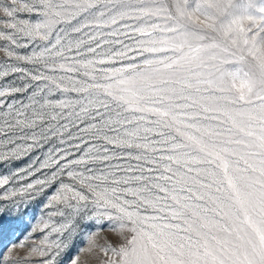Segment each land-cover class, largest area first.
I'll return each instance as SVG.
<instances>
[{
    "label": "snow or ice",
    "instance_id": "1",
    "mask_svg": "<svg viewBox=\"0 0 264 264\" xmlns=\"http://www.w3.org/2000/svg\"><path fill=\"white\" fill-rule=\"evenodd\" d=\"M37 210L0 264H264V0H0V238Z\"/></svg>",
    "mask_w": 264,
    "mask_h": 264
},
{
    "label": "rangeland",
    "instance_id": "2",
    "mask_svg": "<svg viewBox=\"0 0 264 264\" xmlns=\"http://www.w3.org/2000/svg\"><path fill=\"white\" fill-rule=\"evenodd\" d=\"M31 213L29 215V218L27 220V225L26 227L22 228L19 231H16L13 235H11L9 238H0V249L4 247L5 244L8 243H16L18 241H23L27 246L23 249H15L14 254L18 253L20 256H24L28 248L31 247L32 243L35 242L39 244V239L42 238L43 233L40 232V227L41 225V220L46 219L44 216L43 210H37L35 213V220L30 219ZM108 238L110 241H115L116 239V234L108 232V231H103L97 234L94 239L97 241L98 244H105L106 240L105 238ZM77 246H85L83 241L78 237L76 240ZM73 252H75V249H72ZM102 257V253L97 252L96 254L92 256H83L82 259H87L89 261V264H99L100 259ZM41 258L38 256L32 257L33 261H38ZM64 259H67V256L64 257Z\"/></svg>",
    "mask_w": 264,
    "mask_h": 264
}]
</instances>
